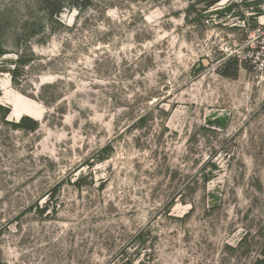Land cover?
I'll return each instance as SVG.
<instances>
[{
    "label": "rangeland",
    "instance_id": "obj_1",
    "mask_svg": "<svg viewBox=\"0 0 264 264\" xmlns=\"http://www.w3.org/2000/svg\"><path fill=\"white\" fill-rule=\"evenodd\" d=\"M43 1L0 0V264H257L264 0Z\"/></svg>",
    "mask_w": 264,
    "mask_h": 264
},
{
    "label": "trees",
    "instance_id": "obj_2",
    "mask_svg": "<svg viewBox=\"0 0 264 264\" xmlns=\"http://www.w3.org/2000/svg\"><path fill=\"white\" fill-rule=\"evenodd\" d=\"M44 8L47 11L48 15H50V17H59L64 9H65V0H44ZM3 54L2 49H0V55ZM19 66L22 65H26L27 60H25V58H20L19 61ZM17 67L15 69V76L17 74H19L20 72V67ZM226 69L230 70L231 66H226ZM228 72V71H227ZM228 73H226L227 75ZM0 110H5V114H8L9 111L7 109H4L2 106H0ZM16 128H21L24 130H36L38 128V122L35 121L34 119H32L29 116H24L21 118L20 122L17 124L13 125ZM109 149H107L106 151H108ZM261 259L258 260L257 264H264V246H263V250L261 252Z\"/></svg>",
    "mask_w": 264,
    "mask_h": 264
},
{
    "label": "bare ground",
    "instance_id": "obj_3",
    "mask_svg": "<svg viewBox=\"0 0 264 264\" xmlns=\"http://www.w3.org/2000/svg\"><path fill=\"white\" fill-rule=\"evenodd\" d=\"M30 115L33 116V117H36V116H34L33 114H31V113H30ZM17 116H18V115H17Z\"/></svg>",
    "mask_w": 264,
    "mask_h": 264
}]
</instances>
